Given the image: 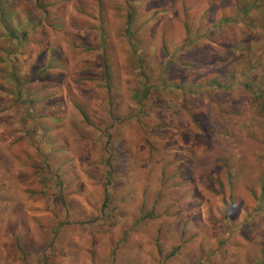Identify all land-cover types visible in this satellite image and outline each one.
<instances>
[{
	"label": "rangeland",
	"instance_id": "rangeland-1",
	"mask_svg": "<svg viewBox=\"0 0 264 264\" xmlns=\"http://www.w3.org/2000/svg\"><path fill=\"white\" fill-rule=\"evenodd\" d=\"M41 4L0 0V264H263L264 0Z\"/></svg>",
	"mask_w": 264,
	"mask_h": 264
},
{
	"label": "trees",
	"instance_id": "trees-1",
	"mask_svg": "<svg viewBox=\"0 0 264 264\" xmlns=\"http://www.w3.org/2000/svg\"><path fill=\"white\" fill-rule=\"evenodd\" d=\"M32 1L34 2V7L37 8L38 11H43V7H42V4H41L42 0H32ZM0 17H1V23H3V27H4V29H5V31L7 33V36L10 39H14V40H17V42H20L21 39L25 38V33H22V34L18 35L17 30L10 26V24L7 22V14L5 12H3L1 7H0ZM33 21H34L33 19H30V22H33ZM10 76L12 77L13 75H10ZM12 80H14V79H12ZM14 81L16 82L15 86L18 87L19 92H20L21 83H19V81L17 79H15ZM216 86L217 87H222V88H227L230 85L218 83V84H216ZM263 190H264V186H263Z\"/></svg>",
	"mask_w": 264,
	"mask_h": 264
}]
</instances>
